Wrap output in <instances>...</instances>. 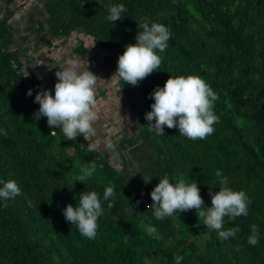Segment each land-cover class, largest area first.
Returning a JSON list of instances; mask_svg holds the SVG:
<instances>
[{
    "label": "trees",
    "instance_id": "trees-1",
    "mask_svg": "<svg viewBox=\"0 0 264 264\" xmlns=\"http://www.w3.org/2000/svg\"><path fill=\"white\" fill-rule=\"evenodd\" d=\"M119 4L126 10L113 24L106 17ZM43 9L49 32L88 37L91 48L116 67L142 24H163L171 38L157 53L160 69L138 86L116 76L137 117V139L151 152L141 167L136 160L129 171L118 170L107 154L88 152L82 136L64 140L46 117L34 119L38 83L24 70L19 51L6 50L13 44L14 15L4 16L0 5V187L15 180L21 188L7 207L0 201V264H145V257L151 264H175L176 255L183 256L181 264H264V0H43ZM74 53L83 61L88 49L82 44ZM188 75L202 78L218 96L213 134L190 140L175 128L165 127L164 135L150 131V94L169 76ZM92 163L96 171L85 184L73 183L79 168ZM218 169L228 187L251 201L247 216L224 218V229H239L234 237L218 238L195 209L156 220L146 208L162 178L173 185L197 182L203 207H210V187L219 191ZM108 186L115 192L111 209L103 200ZM83 191L97 192L105 210L93 240L63 216L65 205H78ZM143 225H154L162 239L148 236ZM252 225L258 228L255 246L247 243Z\"/></svg>",
    "mask_w": 264,
    "mask_h": 264
},
{
    "label": "clouds",
    "instance_id": "clouds-1",
    "mask_svg": "<svg viewBox=\"0 0 264 264\" xmlns=\"http://www.w3.org/2000/svg\"><path fill=\"white\" fill-rule=\"evenodd\" d=\"M125 10L123 4L114 5L110 7L106 18L115 24L116 21L122 20L121 14ZM141 29L135 36V43L127 44L118 56L117 68L113 74L123 83L132 86H138L142 80L160 69L161 57L157 53H163L167 49L171 38L169 29L160 23H145L141 25ZM55 76L57 80L54 84V94L44 89L37 91L34 96V101L39 105L34 119L46 117L47 125L53 134L56 129H60L64 140L76 141L77 136H82L88 141L95 135L96 113L93 109L96 104L95 89L98 76L88 69V65L86 70L80 71L79 64L74 60H69L64 67L57 70ZM26 94L31 96L32 90H27ZM150 95L154 102L150 105L151 110L145 113L150 131L164 135L165 127L175 128L181 136L190 140H203L213 134V125L219 120L214 112V102L218 96L199 76H169L163 87L157 86ZM106 146L114 148L110 142ZM98 147V144L88 143L87 151L95 152ZM95 171L94 163L80 167L78 174L73 176V183L85 184ZM216 176L220 177L219 191L211 192L210 187V207H203L204 201L199 194L197 182L187 184L180 181L173 185L169 179L162 178L151 190L152 203L146 208L153 210L156 220H163L174 214L178 218V213L195 209L203 225L215 230L218 238L234 237L239 229H224V218L228 217L229 221H234L238 217L247 216L251 201L244 191L228 187L229 181L221 170L216 171ZM149 180L150 178L145 180V183ZM20 194L21 188L15 180L4 181L0 187V201L4 202V207H7V201ZM114 195L113 186L104 189L103 200L108 202L109 209L114 206ZM131 210L134 211L133 206ZM104 211L97 192L83 191L79 195L78 205H65L63 216L66 222L76 226L82 236L93 240L97 236L98 218ZM143 229L151 238L162 239L154 225H143ZM257 232V226L252 225V234L247 237L248 244L255 246L258 243ZM174 260L175 264H181L183 256L176 255ZM145 264H151L148 257H145Z\"/></svg>",
    "mask_w": 264,
    "mask_h": 264
},
{
    "label": "crops",
    "instance_id": "crops-1",
    "mask_svg": "<svg viewBox=\"0 0 264 264\" xmlns=\"http://www.w3.org/2000/svg\"><path fill=\"white\" fill-rule=\"evenodd\" d=\"M0 5L2 7L1 13L4 16L14 15L9 21L11 30L13 32V44H11V46L6 49L7 51L18 50L19 53L21 54V60L22 57H24L23 54L29 55L27 58L28 60L30 59L32 61L33 60L36 61L38 55L39 56L38 62H40L41 66L42 63L46 62L47 57L48 59L54 57L55 58L54 61H56L59 56H61L62 58V55L63 57L71 56L72 59L76 60V62L82 61L80 60V57L78 55L74 54V48H72L71 46L72 42L71 40L68 39L71 36L74 37L80 36V34L74 33L68 38H58L53 33L49 32L48 27L45 25L46 15L43 9V0H0ZM17 17H19V19H17ZM64 40H69V42L66 43V41ZM75 41H77V39H75ZM82 44L83 42L80 40L78 41L77 46ZM90 44L92 46V42ZM61 45H65L67 46V48L68 47L69 48L65 50L64 49L65 46H61ZM44 48L52 49V53H51L52 56L47 53H44ZM86 49H88V55L83 61H85L89 57L90 61H92V64H97V60L93 59L92 56L93 49L89 46L86 47ZM105 59H102V63L104 65L101 66L102 69L101 74L102 73L105 74L104 76L105 79L103 77L104 84L102 85V88L95 89V100L103 96L111 95L112 99L110 100V104L112 103L113 110L116 111L118 118L122 122L124 120L136 121L137 120L136 114H134V112L129 108V104L126 101L125 94H123L122 91H119V88L116 85V81H115L116 75L113 74L115 73L117 67L116 65L108 62V60L105 61ZM91 65H89V67ZM94 69L95 67H93L92 69L93 73L95 72ZM26 73L29 74L30 72L26 71ZM94 74L96 75V73ZM34 78L38 83L37 91H40V87H41L40 81L36 78L35 75ZM47 80L48 83L46 82L43 85L45 87L44 89L48 88L49 91L54 94V83H52L53 77H47ZM109 87H112L114 91L113 92L107 91ZM115 89H117L118 93L115 92ZM126 129H130V127H127ZM126 129L125 128L122 129L121 133H123ZM113 145L114 148H109L101 152L108 155V158L112 163V165L115 162L123 161L122 163L123 166L120 169L127 171L126 167L130 165V161H124V160L128 158V155L119 152V149L116 146L114 140H113ZM97 151H99V149ZM121 158L122 161L119 160Z\"/></svg>",
    "mask_w": 264,
    "mask_h": 264
},
{
    "label": "rangeland",
    "instance_id": "rangeland-1",
    "mask_svg": "<svg viewBox=\"0 0 264 264\" xmlns=\"http://www.w3.org/2000/svg\"><path fill=\"white\" fill-rule=\"evenodd\" d=\"M68 39L71 40L72 42L71 46L72 48H74V50L78 45V41L80 40L83 42V44L86 45V46L84 45V47H88V46L91 47V44H90L91 39H89L88 37L85 38V36L81 34L80 36H77V37L71 36ZM75 39H77V41H75ZM69 40H64V41L68 43ZM61 46H65V45H61ZM68 48L67 46L64 47L65 50ZM44 53L51 55L52 49L44 48ZM26 55L27 54H23L24 57H22L24 70L30 73L32 72L36 76V78L40 81V85H41L40 91H42L45 88L43 85L46 82L48 83L47 77H53L52 83L55 84L57 80V77L55 76V72L57 70H60L62 67H64L69 60H74L72 59L71 56L63 57V55H62V58L61 56H59L56 61H54L55 59L54 57H51L49 59L47 57L46 62L42 63V66H41L40 62H38V59H39L38 55H37L36 61L34 60L32 61L30 59L28 60L27 57L29 55L27 56ZM92 56H93V59L97 60V64H92V61H90L89 57L85 61H81V62L79 61L77 63L79 64L80 71L86 70L87 65L90 71H93L92 69L93 67H95L94 73H96V75L98 76L96 89H98V88H102V85L104 84L103 81L105 79L104 77L105 74L104 73L101 74V71H102L101 66L104 65L102 63V59H105V56L99 50H92ZM89 65L91 66L89 67ZM107 91L113 92L114 89L112 87H109ZM119 91L121 90L119 89ZM115 92L118 93L117 89H115ZM111 99H112L111 95L103 96L99 99H96V104L93 109L94 112L96 113V120L94 121L95 135L89 138V140L87 141V144L88 143L98 144L99 146L98 152L100 153L103 150L109 149L106 146L107 143L110 142L111 144H113V140H114L116 143V146L119 149V152L122 154L128 155V158H126L124 161H130V165H128L126 169L129 171L131 168L135 167L137 165L136 160H140L139 163L141 162L140 163V167H141L142 164H144V161H146L148 157H150L151 152L146 147L144 148L141 147L142 143L140 142V140L137 139V136H136V134L138 133V130L135 128V121L134 120H124L122 122L118 118L116 111L113 110L112 103L110 104ZM127 127H130V129H126ZM124 128L126 130L123 133H121V130ZM119 160L122 161V158ZM122 163L123 161L115 162L113 164V167H115L116 169H120L123 166ZM134 176L138 178V174H134ZM128 177L131 178V176H128ZM135 180L133 179L129 181L133 183ZM138 180H140V178ZM137 183L138 182H135V184ZM149 197L151 198V196Z\"/></svg>",
    "mask_w": 264,
    "mask_h": 264
},
{
    "label": "built area",
    "instance_id": "built-area-1",
    "mask_svg": "<svg viewBox=\"0 0 264 264\" xmlns=\"http://www.w3.org/2000/svg\"><path fill=\"white\" fill-rule=\"evenodd\" d=\"M13 69H14L15 71H17V66H16V65H13Z\"/></svg>",
    "mask_w": 264,
    "mask_h": 264
}]
</instances>
